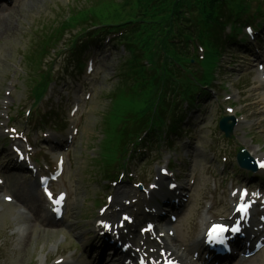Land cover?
I'll use <instances>...</instances> for the list:
<instances>
[{
	"label": "rangeland",
	"instance_id": "obj_1",
	"mask_svg": "<svg viewBox=\"0 0 264 264\" xmlns=\"http://www.w3.org/2000/svg\"><path fill=\"white\" fill-rule=\"evenodd\" d=\"M121 1L10 0L6 10L0 11V128L13 125L25 131L35 144V156L41 161L50 163L54 154L63 151L66 165L63 182L69 195L65 225L49 227L42 210L44 203L26 200L29 177L22 170L3 169V164L6 161L11 164V161L6 150L1 152L7 144L0 129V174L6 181V194L17 197L15 204L0 200V264H39L41 257L53 264L57 256L67 259L68 252L79 264L91 263L88 256L93 250L87 249L79 232L91 228L90 222L95 218L96 209L105 203L104 196L113 195L114 202L115 190L124 191L118 198L124 206V200L132 199H138L147 207L153 206L157 196L146 199L144 194L132 188L131 183L142 181L147 186L149 182H154L158 177L157 168L168 161L174 165L171 168L177 175L178 183L190 193L186 209L174 225L176 236L170 240L185 252L197 244L203 217L216 219L229 214L231 187L240 184L264 187L262 180L246 178V175L234 173L233 169L239 148L264 155V102L261 100L264 84L255 81L257 74L246 59L249 51L241 52L235 48L233 54L224 56L219 74L220 86L210 99L201 101L198 109L189 110V121L183 124L180 138H175L173 142L175 151L168 150L161 142L142 154H136L128 162V172L114 187L104 180L101 149L113 136L112 126L118 124L117 113L121 114L128 107V104L120 102L119 96L112 95L117 87L118 75L124 70L118 49L113 51L106 46L96 53L93 70L86 74L76 69L75 59L68 49L52 53L48 60L52 61L55 83L48 90V95L51 92L50 99L40 106L41 115L49 114L43 118L48 123L46 121L42 131L36 134L35 120L26 122L20 106L30 103L31 81L27 72L33 70L42 51L41 42L36 40L34 33L37 31L45 36L63 16H68L70 11L75 13V8L93 6L95 13L102 18ZM109 52L112 53L109 55ZM85 60L86 57H82L83 63ZM87 93L90 94L89 99L85 98ZM224 96L233 98V113L238 119L230 139H226L217 128L219 118L226 113ZM52 97L53 105L50 104ZM75 102L79 104L73 117L77 135L66 146H63V137H57L61 147L50 145L49 140L59 136L62 130L67 133L63 118ZM52 106L54 114L49 113ZM5 115L12 116V120ZM54 123L62 129L53 130ZM43 132L48 136L44 137ZM129 175L133 177L126 183ZM192 181L194 183L190 184ZM164 189L162 186L161 191ZM141 204L130 202L126 206L137 221L146 217ZM115 209L111 206L107 213L113 220ZM33 210L38 211V217ZM17 227L24 228L26 234L18 237L15 234ZM88 235L90 233L86 237ZM97 253L98 250L91 258L94 259ZM242 264H264V246L255 257Z\"/></svg>",
	"mask_w": 264,
	"mask_h": 264
},
{
	"label": "trees",
	"instance_id": "obj_2",
	"mask_svg": "<svg viewBox=\"0 0 264 264\" xmlns=\"http://www.w3.org/2000/svg\"><path fill=\"white\" fill-rule=\"evenodd\" d=\"M146 2L148 6L143 9L141 19L133 20L127 18L133 16L134 0H122L118 9L106 15L110 21L117 23L110 26L103 25L101 28L107 32L120 33V42L124 44L129 56L128 65L138 80V83L128 86L126 90L127 80L123 77V85L116 88L114 94L137 95L140 91L143 94L144 85H148L146 82L158 76L161 85L157 90L149 93L148 102L152 104L156 94L163 99L168 86L173 87L176 96L188 99L195 84L190 78L184 76L186 88L183 90L179 85L180 81L176 78L177 70L173 68V63L179 64L185 61V56L177 53L173 39H182L186 42L190 36L188 28L185 27L187 24L184 8H193L197 11L194 19L197 36L206 46L212 47L215 46L216 41H220V33L224 24L228 23L231 17L244 20L249 7L245 0H146ZM225 8L229 11H224ZM146 14L147 21L145 20ZM141 59L146 63L141 65L143 61ZM130 68L126 67L124 76L130 73ZM143 75L146 77L141 80Z\"/></svg>",
	"mask_w": 264,
	"mask_h": 264
},
{
	"label": "snow or ice",
	"instance_id": "obj_3",
	"mask_svg": "<svg viewBox=\"0 0 264 264\" xmlns=\"http://www.w3.org/2000/svg\"><path fill=\"white\" fill-rule=\"evenodd\" d=\"M251 31H252L251 29H248L249 34H251ZM260 167L264 168V161L260 162ZM49 196L51 198V193H49ZM62 199H63V195H61V197L59 199H56L54 201V203L55 204H59V203H61ZM245 209H246V206L245 205H241L240 210L244 211ZM125 219H128V218L125 217ZM104 226L106 228L109 227V225H107V224H105ZM224 230H225L224 226H222V225H214L213 229H212V231L210 232L209 235H210L211 238H215V235H218L220 232H223ZM233 231H238V228H234ZM142 264H143V262H142ZM169 264H172V262H169Z\"/></svg>",
	"mask_w": 264,
	"mask_h": 264
},
{
	"label": "bare ground",
	"instance_id": "obj_4",
	"mask_svg": "<svg viewBox=\"0 0 264 264\" xmlns=\"http://www.w3.org/2000/svg\"><path fill=\"white\" fill-rule=\"evenodd\" d=\"M117 204H119V202H117ZM80 234H82V236H85L84 233H82V232H81ZM164 243H165V245H166L169 249L173 250V252H174L175 254H177L178 256H180L181 258H183L184 260L186 259V257L183 255V253H182V251H181L180 249H173V247H172V245L169 243L167 237H164ZM188 261L191 262V263H193L191 260H188ZM63 264H66V263H63Z\"/></svg>",
	"mask_w": 264,
	"mask_h": 264
}]
</instances>
